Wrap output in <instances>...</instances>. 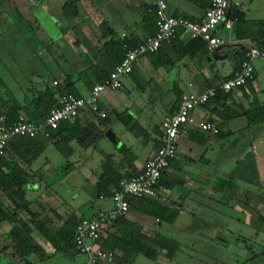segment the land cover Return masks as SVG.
Returning <instances> with one entry per match:
<instances>
[{"label":"crops","instance_id":"crops-1","mask_svg":"<svg viewBox=\"0 0 264 264\" xmlns=\"http://www.w3.org/2000/svg\"><path fill=\"white\" fill-rule=\"evenodd\" d=\"M152 1L0 0V101L6 99L4 94L7 91H11L8 85L13 78L17 79V83L11 94L22 104L31 95L57 82L63 71L101 67L106 66L107 61H114V58L105 61L102 55L110 41L117 43L124 39L135 44L152 34ZM164 1L171 15L193 21L200 19L207 4V0ZM228 1L246 19H264L257 12L252 17L246 16L248 7L256 0ZM233 26V22L228 29L219 26L218 34L224 41L216 47H220L219 49L213 48L201 54H182L180 41L184 38H179L178 41L161 47L157 57L145 55L138 59L131 71L121 78V90L103 92L97 99L95 111H85L79 115L81 122L95 123L101 118L98 113L104 114L105 123L100 127L101 136L98 140H104L103 133L110 131L114 135L116 146L109 143L105 150L97 147L105 153L113 154V158L117 160L123 155L116 152V148L121 145L126 147L133 158V172L137 173L143 162L153 154L159 123L162 117L176 110L179 95L187 91H204L228 78L237 69V54L241 53L243 57L244 50L252 45L246 39L236 38ZM262 45L264 47V43ZM116 56L119 55L116 53ZM252 66L253 76L250 81L222 94L223 97L220 96L217 101L211 99L192 109L194 121H213L218 128L217 134L208 135L191 126H182L177 133L176 155L160 175L155 199L161 204H171L178 209L172 224L177 220L182 221L180 225L187 220L190 223L199 207L206 208L203 205L217 202L219 196H231V200L237 205L243 204L244 210H247V201L244 200L248 193L246 188L252 185L264 191V120L249 125L242 115L225 118L230 110L264 104V62L254 59ZM128 83L134 85L131 91L135 96L131 99L135 104H126L121 100L122 94L128 96ZM75 85L81 97L87 95L88 88H83L79 81ZM144 102H161L163 108L159 120L152 123L146 131L140 125L142 121L135 120L137 106ZM125 117L130 120L127 121ZM125 120L127 123H124ZM117 122H123L127 127V137L120 135ZM236 135L242 138V144L227 151L225 142L236 140ZM98 157L96 166L93 162L89 173L82 175L81 167L73 169L68 176L77 179L75 185L67 187L74 191L85 184L84 187L88 188L92 197L93 183L101 160V156ZM33 162L25 166L18 161V165L28 173L27 183L22 188L24 198L30 203L29 210H35L34 213L37 214L31 220L23 212L20 216L27 222L32 221L29 223L32 227L35 220L44 219L45 227L53 230L67 217L77 219L96 210L91 204L84 212H78V207L71 204V192L61 195L56 190L47 188L43 179L44 170L36 173ZM2 170L5 172L4 168ZM123 170L125 168L120 171ZM32 177L38 181H33ZM235 180L245 185L238 189L233 186ZM235 189H238L237 193ZM35 200L40 204H33ZM98 202L100 206L97 209L108 208L107 200ZM253 204L254 209L257 205H262L255 202ZM182 214H189L190 217L182 218ZM250 217L255 220L257 215L250 213ZM124 218L138 224L147 234L160 227L154 219L132 208H128ZM259 225L262 230V223ZM8 227L7 223L5 226L0 223V230ZM112 231L116 232V227ZM31 238L47 254H54L51 246L36 231H32ZM71 252V249L67 250L68 254ZM5 255L19 262L23 259L13 255L3 235L0 237V257ZM260 264H264L263 259Z\"/></svg>","mask_w":264,"mask_h":264},{"label":"trees","instance_id":"trees-1","mask_svg":"<svg viewBox=\"0 0 264 264\" xmlns=\"http://www.w3.org/2000/svg\"><path fill=\"white\" fill-rule=\"evenodd\" d=\"M152 8L153 7H151V10ZM151 15L153 19L152 12ZM224 18L232 20L234 25L233 32L236 38L246 39L252 46L255 44L256 48L264 49L262 43H259L260 41L264 42V19L254 21L245 20L241 11L232 5H229ZM178 39V37H174L168 43H163L156 52L148 55H155L157 57V53L161 47L178 41ZM124 41L132 45V43L124 39H121V41L117 43L112 40L106 44L107 50L102 54L103 58L105 61L114 58L115 60H112L113 62L107 61V65L101 67H90L77 71H63L60 75V79L55 82V84L45 87L39 93L31 95V97L22 104H19L15 98H13L12 94L7 91V93L4 94L6 99L0 101V115L5 117L6 124L14 121L17 115L21 113L28 121H41L46 110L54 104L56 96L70 94L81 97L75 85L77 81H79L83 88L88 89L97 81H102L113 66L120 61L122 57L121 43ZM180 45L181 53L186 55L201 54L204 51H208L205 48L204 41L199 37L184 38L183 41H180ZM116 53L119 55L118 57ZM237 55L238 66L242 59V54L240 53ZM230 91L223 92L217 90L216 94L208 100L212 99L217 101L220 96L223 97L222 94H226ZM233 115L244 116L249 125L259 123L264 120V104L247 109L239 107L236 110H230L225 118ZM103 117L98 118L95 123H91L86 121L81 122L78 115L71 120L61 121L57 128L49 131L47 137L39 136L27 138L20 136L14 137L7 142L4 153L0 155V198L2 199V201H0V223L5 222L9 226L5 232L4 240H6L10 251L16 258H31L41 261L49 256V254L43 250L42 246L35 243L31 238L33 230L51 246L54 254L57 253L61 256H68L72 253H76L72 243L73 227L76 220L81 217H88L99 210L96 209L91 214L79 216L77 219L71 216L67 217L59 227L53 230L45 227L44 219L42 218V220H35L34 227H32L20 216L21 212H23L31 220L37 214L34 213L35 210L34 212L29 210L28 206L30 203L24 198L22 188L27 183L28 173L18 165V161L27 166L41 153L43 145L46 142H49L64 158L73 154L74 147L72 144L81 149L90 147L101 156L98 165V173L93 183L92 197L96 200H99L98 196H102L103 198L108 197L112 189H117L120 181L127 180L129 177L136 174H134L131 166L133 158H131L130 151L126 147L121 145L116 148V152L123 155L119 160L114 159L113 154L105 153L97 147V140L101 136L100 127L105 123ZM125 119L127 121L130 120L128 117H125ZM115 146L116 144L114 147ZM154 146L157 147L158 142L155 143ZM3 168L5 172L2 170ZM124 168L125 170L120 171ZM158 185L159 181L157 182V190ZM126 200L128 208H132L151 217L159 224H172L178 213V209L174 208L173 205L161 204L155 199L147 197H127ZM91 201L92 199L85 202L86 207L92 204ZM36 202L37 204L39 203L35 200L33 204H36ZM250 221H256L258 222L257 225L260 226L259 223L264 224V215L257 216L255 220L250 219ZM29 222L31 223L32 221ZM115 227L116 232H113L112 230ZM106 235L107 237H103L99 243L101 249L103 251L112 252V259L114 258V252L119 253L123 256L121 257L122 259H128V263L136 254L153 260L160 254L170 259L173 253L178 249L177 244L173 240L165 238L157 232L144 233L138 224L125 219L124 216L118 217L113 221ZM238 238L240 237L238 236ZM243 248L249 251L245 259L246 261L253 264H260V260L263 259L264 263V245L256 252L250 251L251 248H249L247 242L244 243ZM70 249L72 252L68 254L67 250Z\"/></svg>","mask_w":264,"mask_h":264},{"label":"built area","instance_id":"built-area-1","mask_svg":"<svg viewBox=\"0 0 264 264\" xmlns=\"http://www.w3.org/2000/svg\"><path fill=\"white\" fill-rule=\"evenodd\" d=\"M230 3L228 0H207L198 21L171 15L164 0L152 1L153 32L135 44L121 43L122 57L113 66L107 76L100 82L90 86L84 97L62 94L55 97L54 104L45 112L41 121H28L24 115L6 124V119L0 115V155L4 153L7 142L14 137L35 138L47 137L50 130L57 128L64 120H71L82 112L96 110L99 96L107 91L122 89L121 78L128 74L133 64L142 56L152 54L163 44L174 37H199L205 43L206 50H211L224 43L217 33L219 26L228 29L232 20L224 15ZM258 59L264 62V49L247 47L237 69L232 75L215 86L201 92L187 91L179 95L177 108L174 112L162 117L157 142L151 157L147 158L140 170L127 180L120 181L117 189H112L108 197L98 196L99 200H107L108 208L99 209L85 218H78L73 227L72 243L77 254L83 256L80 264H99L112 261V252L103 251L99 246L101 239L111 228L113 221L122 217L128 210L127 197H147L156 199L157 182L160 174L167 168L169 161L176 155V136L182 126H191L208 135H215L218 128L213 121L195 122L191 111L208 101L217 90L227 92L236 89L253 76L252 61ZM55 84V82H53ZM103 117V113H98Z\"/></svg>","mask_w":264,"mask_h":264},{"label":"rangeland","instance_id":"rangeland-1","mask_svg":"<svg viewBox=\"0 0 264 264\" xmlns=\"http://www.w3.org/2000/svg\"><path fill=\"white\" fill-rule=\"evenodd\" d=\"M255 12L264 16V0H256L248 7L246 16H254ZM243 18L246 19L244 16ZM218 33V31H217ZM259 43H264L260 41ZM222 45V44H221ZM220 46V45H218ZM253 46L256 47L255 44ZM217 47V46H216ZM215 47V48H216ZM220 47L216 48L219 49ZM215 49V50H216ZM214 50V51H215ZM0 71H2L0 69ZM17 83V79L13 78L11 84L8 87L11 89ZM134 85L132 83L127 84L128 96L125 97L122 94L121 100L126 104H135L132 100L135 93L131 91ZM126 89V90H127ZM10 91V90H9ZM8 91V92H9ZM10 91V93H11ZM158 105V106H156ZM146 106V107H145ZM148 106V107H147ZM162 103L158 102H144L137 106L135 120L140 124L146 131V129L154 122L159 120ZM124 123H127L126 120ZM124 123L117 122V127L120 128V135L128 136L127 127ZM133 126V123H130ZM128 125V124H127ZM135 128V127H134ZM135 130V129H134ZM236 140L225 142L227 151H231L233 146H240L242 144V136L236 135ZM105 140V141H104ZM104 140H97V146L103 150L109 147V141L105 138ZM129 140V139H128ZM74 147V153L67 158L60 155L53 146L46 142L43 145L41 153L33 160L35 165V172L40 173V170H44V183L47 188L56 190L59 194L63 195L64 192H71L70 198L72 199L71 204L78 207V212H84L86 206L85 202L92 199V204L95 209L100 206L98 200L91 197L87 187H78L74 191L71 187H67L70 184L75 185L77 177L73 178L68 176L73 172V169L81 167V174L84 175L89 173L91 164H96L98 152L93 151L92 148L81 149ZM96 166V165H95ZM90 178V174H88ZM33 181H38L32 177ZM70 180L68 181V179ZM58 183H61L58 185ZM245 185L240 181H234V187L241 188ZM238 189H235L236 193ZM248 193L244 196L247 201V210H244V205H237L234 200H231V196H219L217 202L207 203L204 207H199L194 213V217L190 223L183 222L182 225L179 223L181 220H177L172 225L160 224V227L155 228V232L165 238L173 240L178 249L173 253L171 258H165L160 254L156 258L148 259L140 254H136L134 258L128 263V259L124 258L117 252H114V258L111 262L106 264H253L246 261V257L249 251L243 248L245 242L249 244L250 251L256 252L259 248L264 245V224L263 229L260 230L258 222L249 221L250 213L257 216L264 215V191L255 188L254 186H248L246 188ZM257 200V202L255 201ZM253 202L257 204V208L254 209ZM33 207L32 205H30ZM25 216V214H24ZM26 217V216H25ZM190 217L186 214L182 218ZM253 217V216H252ZM28 223H30L28 221ZM5 226V222L1 223ZM257 225V226H256ZM7 228L0 230V237L5 236ZM260 230V231H259ZM238 236L240 238H238ZM239 240V241H236ZM241 240V242H240ZM244 242H243V241ZM9 247V246H8ZM12 260L9 255L0 257V264H79L83 260V256L77 253H72L68 256H61L57 253L50 254L43 260Z\"/></svg>","mask_w":264,"mask_h":264},{"label":"water","instance_id":"water-1","mask_svg":"<svg viewBox=\"0 0 264 264\" xmlns=\"http://www.w3.org/2000/svg\"><path fill=\"white\" fill-rule=\"evenodd\" d=\"M104 137L112 144H116V140L114 139V135L110 131H105L103 133Z\"/></svg>","mask_w":264,"mask_h":264}]
</instances>
